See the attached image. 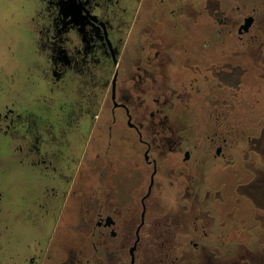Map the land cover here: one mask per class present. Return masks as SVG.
I'll return each instance as SVG.
<instances>
[{
	"label": "flooded vegetation",
	"instance_id": "flooded-vegetation-1",
	"mask_svg": "<svg viewBox=\"0 0 264 264\" xmlns=\"http://www.w3.org/2000/svg\"><path fill=\"white\" fill-rule=\"evenodd\" d=\"M215 259L264 264V0H0V264Z\"/></svg>",
	"mask_w": 264,
	"mask_h": 264
},
{
	"label": "rangeland",
	"instance_id": "rangeland-1",
	"mask_svg": "<svg viewBox=\"0 0 264 264\" xmlns=\"http://www.w3.org/2000/svg\"><path fill=\"white\" fill-rule=\"evenodd\" d=\"M214 13L216 12V10L215 9H213L212 10ZM246 135V139H245V141H248V136H249V134H245ZM250 145H249V143L247 142L246 144H245V146H244V148H243V151H242V153H241V155H242V158H243V160H244V162H248L249 161V157H250V155H252L251 154V152H250ZM235 155L238 157L239 156V153H238V151L236 150L235 152ZM230 158H233V156H230ZM212 161V160H211ZM240 161V159L238 158V162ZM213 162V161H212ZM207 166H206V172L209 174V176H211L212 174H219L220 173V170H218L216 167H214V162L213 163H210V164H206ZM238 165H240V167H241V171L243 172V176H245L246 174H245V165L244 164H242V162H240ZM18 172H20V169H19V167H18ZM222 172L221 173H224L225 174V172H226V169L225 170H221ZM220 173V174H221ZM227 173V172H226ZM228 175V174H227ZM247 207H249V205L246 203H244L243 205H241L240 206V209H241V211L242 210H245V209H247ZM239 248H240V245H237V244H234L233 245V252H235V253H237L238 251H239ZM213 256H215L214 254H213ZM217 262V260L215 259V260H210V264H217L216 263ZM241 264H244L245 263V261L243 260V259H240V261H239Z\"/></svg>",
	"mask_w": 264,
	"mask_h": 264
},
{
	"label": "trees",
	"instance_id": "trees-1",
	"mask_svg": "<svg viewBox=\"0 0 264 264\" xmlns=\"http://www.w3.org/2000/svg\"><path fill=\"white\" fill-rule=\"evenodd\" d=\"M254 95H253V91H252V86H250L248 84L245 92H244V97H243V100H242V109H241V121H242V125L243 123H245V125L248 124L249 121V118L252 116L250 113H249V104L251 105V102L253 101V98ZM224 119H225V124H229L230 125L232 124V120H233V115L230 114L228 115L227 117L224 116ZM227 130V129H226ZM227 133H229L231 135V131H225ZM242 133H248V131L246 132H242Z\"/></svg>",
	"mask_w": 264,
	"mask_h": 264
}]
</instances>
